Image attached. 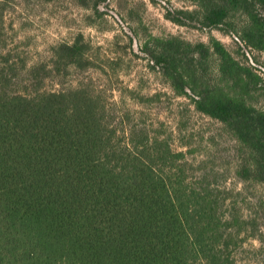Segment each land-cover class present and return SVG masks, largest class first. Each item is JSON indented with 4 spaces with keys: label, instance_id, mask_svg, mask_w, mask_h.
<instances>
[{
    "label": "trees",
    "instance_id": "trees-1",
    "mask_svg": "<svg viewBox=\"0 0 264 264\" xmlns=\"http://www.w3.org/2000/svg\"><path fill=\"white\" fill-rule=\"evenodd\" d=\"M183 1L194 8L166 9L171 23L223 27L264 51V0ZM5 5L0 0V264H240L233 253L249 222L227 213V198L206 174L188 173L183 152L143 127H111L101 98L83 85L44 88L52 74L89 66L83 37L30 64L6 39ZM236 14L245 18L240 29ZM140 50L175 96L238 143V177L264 183V109L243 96L264 93L252 69L213 37H152ZM212 63L217 78L208 74Z\"/></svg>",
    "mask_w": 264,
    "mask_h": 264
},
{
    "label": "rangeland",
    "instance_id": "rangeland-1",
    "mask_svg": "<svg viewBox=\"0 0 264 264\" xmlns=\"http://www.w3.org/2000/svg\"><path fill=\"white\" fill-rule=\"evenodd\" d=\"M6 3V39L30 64L49 61L51 49L77 36L86 44L85 69L68 68L52 74L44 88L58 91L83 85L99 95L111 127L146 129L150 137L165 139L181 151L188 173L207 175L223 199L224 208L249 222L241 247L233 256L240 264H264V183L243 182L236 174L240 148L223 125L195 110L186 97H177L148 66L141 46L152 37L176 36L207 44L213 37L232 57L264 83V51H258L225 28L201 31L165 18L166 9H192L183 0H2ZM236 29L245 18L236 14ZM212 63L208 74L216 76ZM245 100L264 109V93ZM242 96V97H243ZM242 149V158H244Z\"/></svg>",
    "mask_w": 264,
    "mask_h": 264
}]
</instances>
